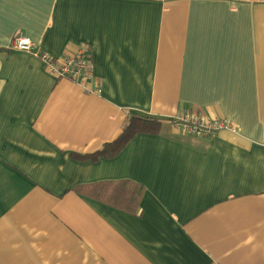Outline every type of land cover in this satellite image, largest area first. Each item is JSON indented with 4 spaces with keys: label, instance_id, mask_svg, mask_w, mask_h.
<instances>
[{
    "label": "crops",
    "instance_id": "crops-1",
    "mask_svg": "<svg viewBox=\"0 0 264 264\" xmlns=\"http://www.w3.org/2000/svg\"><path fill=\"white\" fill-rule=\"evenodd\" d=\"M0 264H264V0H0Z\"/></svg>",
    "mask_w": 264,
    "mask_h": 264
},
{
    "label": "built area",
    "instance_id": "built-area-1",
    "mask_svg": "<svg viewBox=\"0 0 264 264\" xmlns=\"http://www.w3.org/2000/svg\"><path fill=\"white\" fill-rule=\"evenodd\" d=\"M38 44L22 32H17L13 38L12 48L30 52L38 57L46 66L47 70L59 77L69 78L80 82L84 77L89 76L91 71V55L85 43L81 44L74 55L56 57L48 51L38 48ZM171 121L183 127L184 130L194 135L208 136L213 132L225 128H233L227 120H207L194 115H181L172 118Z\"/></svg>",
    "mask_w": 264,
    "mask_h": 264
},
{
    "label": "trees",
    "instance_id": "trees-1",
    "mask_svg": "<svg viewBox=\"0 0 264 264\" xmlns=\"http://www.w3.org/2000/svg\"><path fill=\"white\" fill-rule=\"evenodd\" d=\"M162 120L150 116L132 115L124 127L121 135L111 144L103 146L97 153L90 156L92 159L99 157H114L138 133L156 134L159 132ZM89 155L75 153L77 159H88Z\"/></svg>",
    "mask_w": 264,
    "mask_h": 264
}]
</instances>
